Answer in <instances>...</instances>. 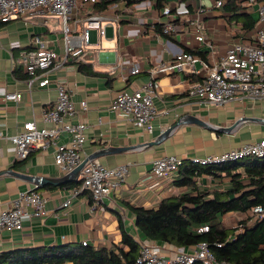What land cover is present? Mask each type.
I'll return each mask as SVG.
<instances>
[{
	"label": "crops",
	"instance_id": "0c3cea01",
	"mask_svg": "<svg viewBox=\"0 0 264 264\" xmlns=\"http://www.w3.org/2000/svg\"><path fill=\"white\" fill-rule=\"evenodd\" d=\"M239 1L246 3L247 12L257 19V8L248 7V0ZM157 3L144 0L136 7L129 8L124 2H119L116 4L118 10L113 12L110 8L104 12L119 17L117 32L108 28L106 36L100 38L96 31H92L91 45L81 58L70 60L61 69L51 72L50 84L45 88L35 86L31 92H28L25 83L28 79L25 56L37 49L34 44L36 37L44 38L49 49L61 54L64 48L62 22L40 14L35 17L24 16L7 24L0 23V133L14 136L21 132L27 122L40 121L43 110L55 103L57 87L61 85L68 88L79 111L73 122H83L89 127L82 156L88 160L104 149L127 148L97 160L109 168L129 166L122 187L113 191L98 209L92 210L88 192L73 197L74 190L78 188L72 185L82 181L81 174L58 185H38L27 178H46L57 182L67 176L55 164L54 149L47 153L33 152L22 161L16 158L14 145L7 139H0V213L10 207L20 192L35 189L49 198L48 213L43 219L25 217L22 231L3 234L0 254L83 243L112 248L121 244L122 228L139 242L160 247L164 257H173L178 251L192 253V248L178 249L149 241L136 228L134 209L156 208L166 198L190 193L189 189L178 188L173 184L179 174L167 180L154 178V161L164 156L192 161L221 155L264 140V102H235L223 107L200 104L189 99L188 90L201 81V76L185 72L160 73L156 77L159 96L154 102L161 114L154 122L152 134L143 132L132 122L109 110L117 92L140 89L148 82L153 68L159 64L172 63L174 55L180 51L203 53L206 62L212 65L226 56L233 43L254 39L255 33H245L230 25L222 8H211V0H203L209 8L202 18L206 44L198 42L189 25L173 34V39L165 38L157 32V28L166 24L168 19H164L163 8H158ZM88 4L80 6L73 16L71 25L76 35L83 30L87 15L92 13ZM167 5L174 7L176 16L190 17L195 14L199 2L167 0ZM121 62L124 68L112 73L111 69ZM134 63L142 69L135 77L128 74V69ZM80 64L90 65L95 72L105 76L84 75L80 72ZM197 66L201 68L200 64ZM12 92L23 93L19 103L5 99L6 94ZM82 101L88 104L86 112L80 111L79 104ZM188 116L198 118L210 129L187 124L177 128L169 138L155 147H138L158 141L166 130ZM238 122L240 124L230 131ZM70 143L71 138L65 133L57 139L59 146H70ZM197 181L201 194L232 189L231 179L225 173L221 176L204 175ZM69 199L70 206L64 207L63 204ZM245 218L241 214H228L222 218V224L225 228L236 227Z\"/></svg>",
	"mask_w": 264,
	"mask_h": 264
},
{
	"label": "built area",
	"instance_id": "2783aa9c",
	"mask_svg": "<svg viewBox=\"0 0 264 264\" xmlns=\"http://www.w3.org/2000/svg\"><path fill=\"white\" fill-rule=\"evenodd\" d=\"M144 0H139L140 4ZM227 0H211V8H223ZM97 0H0V23L7 24L17 21L24 16L44 15L54 17L62 22L63 52L56 53L46 46L42 37H36V50L30 51L25 58V71L29 75L26 88L31 92L35 86L45 88L50 84L51 72L61 69L70 60L81 58L84 51L90 47L91 32L96 31L100 38L106 36L108 28L117 32L119 17L117 15L87 16L84 28L79 35L75 34L71 25L73 16L80 6L95 3ZM154 4L158 0H153ZM199 7L193 16H176L174 7L167 5L162 9V16L168 22L163 26V34L177 33L182 27L189 25L194 30L197 40L206 44V35L202 18L209 9L203 0H198ZM137 4V5H138ZM257 8L258 22L253 41L239 40L233 43L221 60L209 65L205 60L192 54L180 51L174 55V61L169 64H159L150 71L148 82L140 89L121 90L115 94L109 110L121 118L132 122L138 129L152 134L154 122L160 118V111L155 105L159 96V84L156 77L160 73L185 72L201 76V81L188 90L189 99L196 100L206 106L223 107L231 103L245 104L248 102H264V0H248V7ZM136 7V5L134 6ZM210 7V6H209ZM117 5L111 7L113 12ZM197 64L201 65L198 68ZM124 68L121 62L111 71L116 73ZM130 76H137L142 69L139 64H132L128 69ZM126 74V72H125ZM127 79V77L125 78ZM57 99L48 109H44L40 121L27 122L21 132L14 136H4L0 139L9 140L15 147L16 158L26 160L33 152L47 153L54 149V160L58 169L65 175L72 173L84 162L82 149L88 141V125L83 122H73L78 110L68 88L57 87ZM23 93H7V101L19 103ZM80 111L86 112L88 104L82 101ZM71 138L70 146H59L57 139L62 134ZM250 157L264 158V140L246 144L217 156H206L193 159L191 162L201 166L221 165L229 162L244 160ZM185 160L176 156H164L153 163L152 176L158 179H170L178 174ZM129 173L128 165L109 168L100 161H89L81 171L82 185L74 190L73 197L81 192L91 195L92 210L98 209L111 193L122 187ZM72 199V198H71ZM71 199L63 206L69 207ZM49 198L38 191L20 192L9 208L0 213V244L5 232H20L24 228V218L43 219L47 213ZM250 216L254 219L264 217V207H255ZM198 234L209 232L208 226L198 229ZM87 246V243H83ZM232 264L217 261L210 252L207 243L198 244L193 252L178 251L173 257H164L160 247L149 243H141L140 253L135 264Z\"/></svg>",
	"mask_w": 264,
	"mask_h": 264
},
{
	"label": "trees",
	"instance_id": "16d2710c",
	"mask_svg": "<svg viewBox=\"0 0 264 264\" xmlns=\"http://www.w3.org/2000/svg\"><path fill=\"white\" fill-rule=\"evenodd\" d=\"M119 2L134 7L139 0H97L89 3L92 13L99 15ZM246 3L227 0L222 11L227 22L243 32L255 33L257 19L247 12ZM167 0H158V8H164ZM163 26L157 32L163 34ZM173 39V34L164 35ZM206 61L199 52H187ZM84 75L103 77L92 66L80 64ZM26 78H29L27 74ZM130 80H128V83ZM231 179L232 189L227 192L212 191L201 194L197 179L204 175ZM173 184L187 188L190 193L164 199L156 208L134 209L136 228L149 241L168 244L178 249L192 248L205 242L217 261L232 264H264V217L257 220L250 216L255 207H264V158L250 157L221 165L201 166L185 161ZM82 181L73 187L80 188ZM228 214H241L236 227L225 228L222 218ZM209 227V232L198 234V229ZM120 245L112 248L83 244H66L55 247L32 248L0 254V264H135L140 253L141 242L122 228ZM195 264H203L197 261Z\"/></svg>",
	"mask_w": 264,
	"mask_h": 264
},
{
	"label": "water",
	"instance_id": "95a60500",
	"mask_svg": "<svg viewBox=\"0 0 264 264\" xmlns=\"http://www.w3.org/2000/svg\"><path fill=\"white\" fill-rule=\"evenodd\" d=\"M187 124H197L199 126L205 127V128H209V126L207 124H205L203 121L199 120L198 118H195L193 116H188L186 118H184L183 120L179 121L177 124H175L174 126H172L171 128H169L168 130H166V132H164L158 141H154V142H150V143H146L142 146H138V147H148V148H152L155 147L157 145H159L162 141L166 140L167 138H169L172 133L179 128L180 126L183 125H187ZM240 124V122H238L237 124H235V126L233 128L230 129L234 130L238 125ZM210 129V128H209ZM227 130H220V132H226ZM229 132V130L227 131ZM136 148H132V149H137ZM127 148H125L124 150L122 148H110V149H104L101 150L99 153H96L95 155H93L91 158H89L88 160H85V162L78 167L76 170H74L72 173L68 174L67 176H65L64 178H62L61 180H57V182H52L51 180H48L46 178H35V177H27L30 181L34 180L38 185H45V184H54V185H58V184H63L67 181H71L72 179L77 178L80 174L82 169L84 168V166L92 160H97L100 159L106 155H111V154H116L118 152H122L125 151ZM14 175H18L19 174H14ZM24 177V176H23ZM37 191V190H36Z\"/></svg>",
	"mask_w": 264,
	"mask_h": 264
},
{
	"label": "rangeland",
	"instance_id": "374dc122",
	"mask_svg": "<svg viewBox=\"0 0 264 264\" xmlns=\"http://www.w3.org/2000/svg\"><path fill=\"white\" fill-rule=\"evenodd\" d=\"M164 19H167V17H165Z\"/></svg>",
	"mask_w": 264,
	"mask_h": 264
}]
</instances>
